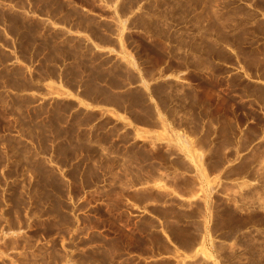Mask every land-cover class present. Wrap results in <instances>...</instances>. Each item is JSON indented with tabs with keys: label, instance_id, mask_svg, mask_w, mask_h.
<instances>
[{
	"label": "rangeland",
	"instance_id": "rangeland-1",
	"mask_svg": "<svg viewBox=\"0 0 264 264\" xmlns=\"http://www.w3.org/2000/svg\"><path fill=\"white\" fill-rule=\"evenodd\" d=\"M74 1L117 24L115 42L98 38L115 43V53L86 55L85 63L100 62L84 65L88 83L109 79L112 88L123 89L140 82L129 90L128 106L92 85L86 96L116 105L140 125H156L144 106L145 94H152L172 130L139 139L108 110L72 113L77 104L48 99L46 87L38 95L21 93L34 86L22 68L3 69L0 53V264H177L153 260L163 240L150 231L155 223L143 205L165 201L169 207L151 211L179 221L195 217L198 207L178 199L195 186L212 201L220 259L264 264V89L257 88L258 103L247 100L255 87H245L235 69L220 63L233 62L228 46L255 68L248 47L252 31L264 24L245 3L264 11V0ZM31 43L24 37L26 58ZM68 83L76 89V80ZM181 129L194 139L192 151L207 153L209 173H171L176 166L191 170L171 159L183 150ZM157 178L173 198L153 188ZM169 231L186 248L196 240L188 231ZM204 254L191 263L211 259Z\"/></svg>",
	"mask_w": 264,
	"mask_h": 264
},
{
	"label": "crops",
	"instance_id": "crops-1",
	"mask_svg": "<svg viewBox=\"0 0 264 264\" xmlns=\"http://www.w3.org/2000/svg\"><path fill=\"white\" fill-rule=\"evenodd\" d=\"M245 4L258 13L257 21L264 24V11L256 7L254 1ZM0 7L5 10L0 20V53L4 55L1 66L8 70L15 67L22 68L24 70L22 77L34 86V89L23 90L21 93L38 95L39 88L46 87L48 99L75 102L77 106L71 110L72 113L79 109H86L88 112L108 110L113 112V116L123 122L127 128L132 129L139 139L157 138L162 136L165 130L169 128L172 130V127L167 126L168 120L162 113L160 104L152 102V94H145L144 106L152 109V122L156 125H140L134 117L126 111H120L116 105L101 102L100 97L86 96L87 86L94 87V82L88 83L91 76L83 71V67L85 64L92 67L100 66L99 60H93V58L85 63L86 55L93 57L95 53L100 54L101 50L109 54L115 53L117 50L115 43L108 44L98 39L113 42L117 40L118 30L114 18H106L100 9L86 8L74 0H58L57 2L48 0V4L36 3V0H0ZM109 23H113V29L107 27ZM252 26L255 28L256 23ZM252 32L253 43L248 47V51L253 55L251 63L255 65L254 69L250 67V58L242 56L238 49L228 46L226 50L232 56L233 62L220 63L227 68L235 69L233 74L240 75L242 80H245V87H255L247 100L258 103L261 93L257 88L264 89V30ZM24 37L32 39L27 58L21 50ZM71 79L76 80V89L69 86L68 82ZM139 84V81L130 82L123 89L110 91V94L113 97L122 98L124 105L128 106L130 104L129 90L137 89ZM99 121L100 118L97 117L93 123L96 124ZM177 138L181 145L179 147L183 150L174 152L171 159L187 162L191 170H182L176 166L171 173H209L206 163L207 153L192 151L194 139L182 133V129L177 130ZM190 158L195 160V164L190 161ZM222 173L223 171L218 172V174ZM152 185L157 191L168 192L167 199L175 196L174 192L165 190H171V188H168V184L161 178L153 180ZM178 197L179 200L190 202V209L198 207L195 217L179 221L173 216L165 218L151 211L152 208L169 207L165 201L159 202L152 199L143 205V208L150 212L148 216L155 223L150 231L159 234L163 240V248H154L153 260L163 258L172 259L177 264H193L191 262L204 257V251H207L211 259L204 264H226L220 259L217 250L220 235L214 229V207L210 197L206 199L198 186L192 188L189 195L182 197L178 195ZM170 227L188 231L191 237L194 236L196 240L192 247L186 248L179 243L170 233Z\"/></svg>",
	"mask_w": 264,
	"mask_h": 264
},
{
	"label": "trees",
	"instance_id": "trees-1",
	"mask_svg": "<svg viewBox=\"0 0 264 264\" xmlns=\"http://www.w3.org/2000/svg\"><path fill=\"white\" fill-rule=\"evenodd\" d=\"M112 84H113V82L111 83V81H109V79H97L93 83L94 88H96L98 91H100L102 93L105 92L106 94H108L110 96H112L110 94V91L116 90L115 88H112V86H111ZM100 101L106 103L102 99H100Z\"/></svg>",
	"mask_w": 264,
	"mask_h": 264
}]
</instances>
